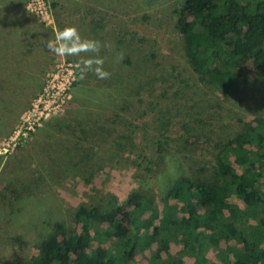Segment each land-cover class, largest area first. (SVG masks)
I'll return each instance as SVG.
<instances>
[{"label": "rangeland", "instance_id": "rangeland-1", "mask_svg": "<svg viewBox=\"0 0 264 264\" xmlns=\"http://www.w3.org/2000/svg\"><path fill=\"white\" fill-rule=\"evenodd\" d=\"M179 1L0 0V48L3 44L0 85L7 82L4 63L11 62L7 54L14 52L13 45L10 47L1 34L5 31L9 35V29L16 26L26 31L32 29L30 33L38 39L28 49L25 45L16 46V51L29 50V74L37 81L29 84L27 96L21 97L20 106L26 102L27 105L18 117L9 126L0 128V238L4 239L0 240V264H28L37 253L35 244L49 234L54 222L63 218L74 226L66 211L81 203L104 205L110 197L122 202L130 191L141 190L153 192L160 210L158 184L162 173L170 181L175 178L170 173L173 166L168 162L172 157L181 162L185 174L204 169L210 175L215 164V143L233 135L241 126L239 121L264 118V80L256 77L249 63L242 66L248 83L236 97L214 96L196 83L174 28L177 20L174 11ZM96 12L104 13L110 22L103 36L90 41L86 24L91 17L98 18ZM117 31L134 33L138 42L120 45ZM100 37L103 39L99 40ZM56 48L62 54L53 51ZM150 51L155 53L153 61L141 60ZM124 59L131 65H126ZM87 61L90 65L100 64L92 69ZM110 63L122 65V70L117 66L111 69ZM80 66L85 71L78 73ZM119 76H127L133 86L144 81L140 95L121 96L123 91L116 84ZM77 77L80 86L75 87ZM29 87H33V95ZM35 105L37 116L43 107L47 110L42 115L48 112V116H42L33 131L23 138L21 121ZM161 113L165 121L172 118V125H164L162 134L175 141L166 147V154L159 156L156 144L161 138L158 130ZM189 113L206 124L193 140L194 145L180 148L182 144L176 137L180 134V122L188 121ZM81 117L89 125L97 121L100 125L114 126L112 119L116 120L117 131L100 135L103 139L89 140L90 145L95 142L98 152L83 170L61 173L58 167L62 168L66 162L58 165L57 157L51 153L73 149L67 141L68 127H74ZM14 130L19 133L15 144L8 139ZM118 133L131 134L132 146H127L123 154L111 149ZM91 172L95 175L85 183ZM39 178L41 189L32 188L29 192V184ZM11 187L21 194L17 200ZM21 187L23 193L19 192ZM28 192L36 195L23 197ZM229 202L241 206L234 197ZM12 206L16 210L10 214ZM166 248L172 255L178 251L175 243ZM157 249L156 244H151L136 256L134 264H147ZM158 255L164 257V251L160 249ZM220 257L213 250L206 254L211 261L219 262Z\"/></svg>", "mask_w": 264, "mask_h": 264}, {"label": "trees", "instance_id": "trees-1", "mask_svg": "<svg viewBox=\"0 0 264 264\" xmlns=\"http://www.w3.org/2000/svg\"><path fill=\"white\" fill-rule=\"evenodd\" d=\"M178 5L174 11L177 14L174 28L196 83L214 96L236 97L248 83L242 72L244 63H249L256 77L264 80V0H180ZM96 14L98 18L91 17L86 24L90 41L103 36L110 22L104 13ZM30 32L32 29L26 31L14 26L9 29V35L5 31L1 34L14 48L13 53L7 54L11 62L4 63L7 82L0 85L1 129L9 126L25 108L27 102L20 106V99L27 96L29 84L37 81L29 74V50L20 52L17 48L16 51L20 44L28 49L37 42L36 34ZM117 33L121 37L120 45L137 41L134 33ZM154 57L155 53L150 51L141 60L149 63ZM124 63L131 65L128 59H124ZM99 64L91 63L89 67L93 69ZM115 66L122 70V65L114 63L111 69ZM78 71L85 70L80 66ZM116 84L117 89L123 91L121 96H139L144 81L133 86L127 76H119ZM73 85L80 86L78 77ZM29 88L33 91V87ZM255 95L259 96L257 92ZM164 116L163 113L158 115L162 138L156 144L159 156L166 154V147L175 141L162 134L164 125H172V118L165 121ZM112 122L114 126L110 122L100 125L97 121L89 125L81 117L74 122V127H68L67 141L73 149L51 153L57 157L58 165L66 162L58 171L83 170L98 152L95 142L90 145L89 140L103 139L100 135L117 131L116 120ZM239 122L241 126L233 135L215 143L212 174H205L204 169L185 174L176 157L168 161L175 178L170 181L165 173L160 177V210L153 192L141 190L130 191L122 202L110 197L104 205L81 203L74 210L66 211L74 226L63 218L54 222L49 234L35 244L37 253L28 264H134L136 256L151 244H156L158 249L147 264H264V118ZM205 124L189 113L188 121L180 122V134L176 137L183 145L180 148L194 145L193 140L204 131L202 125ZM117 137L111 149L123 154L127 146H132L131 134L118 133ZM86 144L89 147L86 148ZM94 175L95 172H91L85 183ZM40 181V178L32 181L27 190L41 189ZM14 190L17 200L21 194ZM23 190L21 187L19 192ZM33 195L36 194L23 197ZM232 197L238 199L241 206L231 204ZM15 210L12 206L10 214ZM174 243L178 251L172 255L166 247ZM160 249L164 257L158 255ZM210 250L221 255L219 262L206 258Z\"/></svg>", "mask_w": 264, "mask_h": 264}, {"label": "built area", "instance_id": "built-area-1", "mask_svg": "<svg viewBox=\"0 0 264 264\" xmlns=\"http://www.w3.org/2000/svg\"><path fill=\"white\" fill-rule=\"evenodd\" d=\"M34 107H35L34 109H31L32 112L28 111V113L24 114L26 117L24 119H22V121H21L22 122V127H21L20 131H22L21 134H22L23 138H25L27 135L30 134L31 131H33L34 127L36 125H38L39 120L42 118L43 112L45 110H47L46 107H43L42 111L37 116L36 113H35L37 105H35ZM47 116H48V112H46L44 114L43 118H46ZM13 134L14 135L12 137L10 136L8 139H10V142H13V144H15L16 137H18L19 133L14 130Z\"/></svg>", "mask_w": 264, "mask_h": 264}, {"label": "clouds", "instance_id": "clouds-1", "mask_svg": "<svg viewBox=\"0 0 264 264\" xmlns=\"http://www.w3.org/2000/svg\"><path fill=\"white\" fill-rule=\"evenodd\" d=\"M53 51L57 52V54H62L61 49H59V48L53 49ZM105 75H107V74H105ZM171 171H174V169L170 168V173H171Z\"/></svg>", "mask_w": 264, "mask_h": 264}]
</instances>
